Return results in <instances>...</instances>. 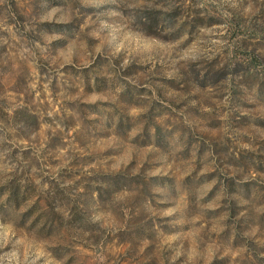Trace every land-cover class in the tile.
<instances>
[{
  "label": "rangeland",
  "instance_id": "obj_1",
  "mask_svg": "<svg viewBox=\"0 0 264 264\" xmlns=\"http://www.w3.org/2000/svg\"><path fill=\"white\" fill-rule=\"evenodd\" d=\"M0 264H264V0H0Z\"/></svg>",
  "mask_w": 264,
  "mask_h": 264
}]
</instances>
